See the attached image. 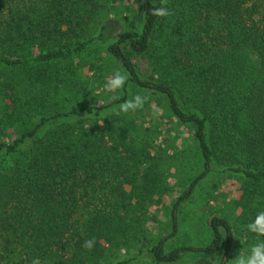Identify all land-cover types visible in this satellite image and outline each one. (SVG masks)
<instances>
[{
	"label": "trees",
	"instance_id": "1",
	"mask_svg": "<svg viewBox=\"0 0 264 264\" xmlns=\"http://www.w3.org/2000/svg\"><path fill=\"white\" fill-rule=\"evenodd\" d=\"M62 1L0 0V69L50 68L103 38L101 28L90 39L55 41L58 28L46 16H53ZM159 7L170 15L153 16L151 10ZM142 12L140 34L121 36L107 50L138 86L161 94L181 123L193 125L204 167L193 185L219 163L264 186V0H144ZM133 56L146 58L156 78H141ZM35 73L67 79L63 71ZM9 84L0 73V104L8 105L3 88L5 95L19 89ZM125 100L77 105L43 117L14 144H0V264H32L35 258L40 264H102L107 247L128 233L141 192L130 166L131 148L124 143L133 124L115 107ZM8 109L2 123L9 124L21 111ZM95 116L104 120L103 126L86 129L73 122ZM60 117L62 122L42 133L41 126ZM118 145L127 152L122 162ZM191 192L192 187L184 196ZM210 225L213 238L202 247L166 251V240H160L151 248L154 262L178 263L184 253L196 251L215 256L225 242L221 264H229L233 229L221 216ZM248 237L264 241L253 232ZM86 240H94L90 250L83 247ZM143 253L129 251L113 264H131Z\"/></svg>",
	"mask_w": 264,
	"mask_h": 264
},
{
	"label": "rangeland",
	"instance_id": "2",
	"mask_svg": "<svg viewBox=\"0 0 264 264\" xmlns=\"http://www.w3.org/2000/svg\"><path fill=\"white\" fill-rule=\"evenodd\" d=\"M143 1L63 0L54 6V15L46 17L58 28L55 41L90 39L97 36L101 28L104 36L83 53L50 68L0 69L1 78L6 79L9 86L19 85L16 94L8 89V95H5L2 89V97L8 105L0 104V144H14L25 132L41 124L43 117L73 110L77 105L94 107L124 96L127 100L137 94L145 97L143 108L127 114L120 112L133 124L125 134L124 143L131 148L134 163L130 166L134 167V175L137 174L136 185L141 196L135 199V209L129 216L131 227L127 229L128 233L119 235L120 240L107 247L101 256L102 264H113L129 251L133 254L144 251L139 260L131 264H158L153 260L151 248L162 239L166 240V251L183 246H205L213 238L210 222L214 216L226 218L233 229L235 245L229 253V264H235L238 254L247 255L254 244L261 242L249 239L247 225L264 211V186L226 170L219 163L213 164L211 171L193 185L204 171L193 125L181 123L169 111L161 94L138 86L122 63L107 50L121 36L135 38L140 34ZM170 1L162 0L164 3ZM46 11L47 8L42 6L41 14ZM123 48L130 54L127 43ZM132 61L141 78L154 76L146 58L133 56ZM42 69L50 73L52 70L66 72L67 79L59 74L52 79L40 77L35 72ZM117 70L127 76L125 86L115 92H105L104 84ZM46 93H50V98ZM11 106L21 111L12 115L9 124L2 123L4 109L11 110ZM153 108L158 109V115L154 114ZM62 119L49 120L41 126L42 133ZM73 122L86 129L104 125V120L96 116L74 118ZM115 151L122 162L127 152L121 149V145ZM190 187L192 192L185 197L184 193ZM225 247L224 242L215 256L187 252L182 261L171 264H221Z\"/></svg>",
	"mask_w": 264,
	"mask_h": 264
},
{
	"label": "clouds",
	"instance_id": "3",
	"mask_svg": "<svg viewBox=\"0 0 264 264\" xmlns=\"http://www.w3.org/2000/svg\"><path fill=\"white\" fill-rule=\"evenodd\" d=\"M153 16L166 17L170 15L169 10L166 7L153 8L151 10ZM127 81V76L122 74L119 70L115 71L110 78L107 79L103 88L105 92L111 93L118 89H122ZM146 102V98L137 94L131 99L125 100L119 105V112L129 113L135 112L137 109L143 108ZM154 114L158 115V109L153 108ZM98 123L103 124V121ZM250 232L256 233L257 236H264V211L259 212L255 219L247 225ZM94 246V240H86L83 247L91 249ZM235 264H264V241L254 244L250 252L245 255L243 253L238 254L235 257ZM32 264H40L38 258L33 259Z\"/></svg>",
	"mask_w": 264,
	"mask_h": 264
}]
</instances>
